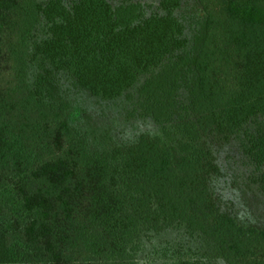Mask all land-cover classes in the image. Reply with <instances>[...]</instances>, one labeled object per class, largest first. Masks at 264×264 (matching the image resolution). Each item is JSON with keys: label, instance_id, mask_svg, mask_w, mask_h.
Listing matches in <instances>:
<instances>
[{"label": "trees", "instance_id": "16d2710c", "mask_svg": "<svg viewBox=\"0 0 264 264\" xmlns=\"http://www.w3.org/2000/svg\"><path fill=\"white\" fill-rule=\"evenodd\" d=\"M183 1L0 0V264H139L172 226L264 264V224L237 222L209 187L234 145L264 193V0H190L192 17ZM61 74L103 100L139 83L164 136L91 147Z\"/></svg>", "mask_w": 264, "mask_h": 264}, {"label": "rangeland", "instance_id": "374dc122", "mask_svg": "<svg viewBox=\"0 0 264 264\" xmlns=\"http://www.w3.org/2000/svg\"><path fill=\"white\" fill-rule=\"evenodd\" d=\"M115 3L119 0H109ZM145 3L148 14L156 9L158 0H141ZM177 13L185 17L197 13L192 1H183ZM43 27H38L34 33L35 39L43 37ZM40 69L37 63H30L28 82L35 83ZM58 87L72 93L74 99L72 123L84 132L91 147L104 148L111 143L133 141L138 134L164 136L162 125L143 114L136 103L135 83L127 93L133 98L122 94L119 97L103 100L86 96L72 87L69 77L59 75ZM219 174L211 177L210 190L217 201L219 209L232 215L242 224H264V193L246 186L247 175L253 171V166L242 157L235 146L221 148L214 153ZM139 264H177L179 259L191 264H229L217 253L215 246L199 233H189L183 226H172L157 234H150L143 240L142 249L138 255Z\"/></svg>", "mask_w": 264, "mask_h": 264}]
</instances>
